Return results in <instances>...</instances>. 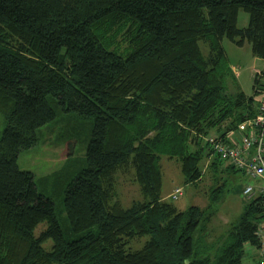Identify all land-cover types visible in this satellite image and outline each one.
Segmentation results:
<instances>
[{
    "label": "trees",
    "instance_id": "1",
    "mask_svg": "<svg viewBox=\"0 0 264 264\" xmlns=\"http://www.w3.org/2000/svg\"><path fill=\"white\" fill-rule=\"evenodd\" d=\"M224 39L264 61V0H0V264H264L245 257L246 247L259 255V197L214 245L205 240L211 204L180 210L162 194V159L193 186L205 163L213 180L236 171L206 137L224 138L258 114L264 69L247 96ZM48 96L93 121L86 167L64 189L70 241L53 200L17 165L56 119ZM126 175L139 194L127 204Z\"/></svg>",
    "mask_w": 264,
    "mask_h": 264
},
{
    "label": "rangeland",
    "instance_id": "2",
    "mask_svg": "<svg viewBox=\"0 0 264 264\" xmlns=\"http://www.w3.org/2000/svg\"><path fill=\"white\" fill-rule=\"evenodd\" d=\"M246 25L247 14L240 12L238 26L243 28ZM222 45L227 57H229L230 64L235 67V70L232 68V71L236 75V80L238 79L241 91L250 96L253 93L252 78L254 72L264 68V61L251 55L249 45L238 48L226 39H224ZM47 100L56 110V119L37 130V143L32 148L19 152L17 165L21 171L31 172L36 180L39 192L53 200L55 217L65 240L70 241L75 237L69 232V224L64 211V189L86 167L85 153L91 137L93 121L91 118H82L75 113L63 112L51 96H48ZM3 128L4 123L0 116V136ZM205 164L200 181L196 186H193L184 183L178 163L174 160L162 159V194L170 202L171 200L167 199V196L169 197L175 189L181 188L183 195L173 202L180 210H185L189 206L204 207L211 204L212 211H215V214L212 217L205 240H210L215 245L214 238L221 237L232 224L239 220L243 207L249 201L259 197L257 192L259 184L254 178L252 179L242 172L231 170L227 173H219L216 180H213L212 172ZM224 165L222 164V167ZM53 174L55 175L53 176ZM44 177L50 179L48 185H45L46 182L42 181L45 179ZM54 180L55 183H53ZM219 185H221V189L217 194L219 198L214 202H209V192ZM248 186L255 190L254 196L250 198L243 194L244 188ZM119 191L120 199L126 204L139 197L137 187L132 181V176L129 175L120 177ZM46 227V223L40 224L36 228L35 234L38 235ZM140 241L144 242L145 239H140ZM51 244V241H47L43 244V247L49 250ZM245 251L246 260H253L251 249L246 247Z\"/></svg>",
    "mask_w": 264,
    "mask_h": 264
},
{
    "label": "built area",
    "instance_id": "3",
    "mask_svg": "<svg viewBox=\"0 0 264 264\" xmlns=\"http://www.w3.org/2000/svg\"><path fill=\"white\" fill-rule=\"evenodd\" d=\"M258 114L243 122L234 131H229L224 138L206 137L208 146L213 153L236 171L254 178L259 182L258 190L264 216V91L256 98ZM251 186L244 188L243 194L249 198L254 196ZM182 195V189L177 188L170 195L177 200ZM255 239H257L260 259L264 261V218L257 224Z\"/></svg>",
    "mask_w": 264,
    "mask_h": 264
},
{
    "label": "crops",
    "instance_id": "4",
    "mask_svg": "<svg viewBox=\"0 0 264 264\" xmlns=\"http://www.w3.org/2000/svg\"><path fill=\"white\" fill-rule=\"evenodd\" d=\"M246 45H244V47H245ZM243 47V48H244ZM231 68H233L234 70H235V67H233L232 65H231ZM264 69V68H263ZM262 69V70H263ZM261 70V69H260ZM256 72H259L258 70L257 71H255L254 73H256ZM257 182V181H256ZM257 183H259V182H257ZM247 249H251V256H252V258L254 259V260H259V255H258V253H257V251L256 250H254V249H252V248H247ZM247 262H249V261H247Z\"/></svg>",
    "mask_w": 264,
    "mask_h": 264
}]
</instances>
